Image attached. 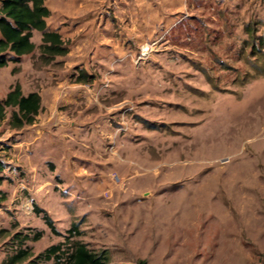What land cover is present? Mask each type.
Masks as SVG:
<instances>
[{
    "label": "rangeland",
    "instance_id": "obj_1",
    "mask_svg": "<svg viewBox=\"0 0 264 264\" xmlns=\"http://www.w3.org/2000/svg\"><path fill=\"white\" fill-rule=\"evenodd\" d=\"M155 2L147 9L178 5L180 12L157 27L133 29L139 42L132 37L129 57L110 67L128 73L124 85L113 91L109 77H89L81 63L64 66V60L54 62L47 77L89 88L88 111L104 117L98 130L108 133H87L92 126L70 131L83 142L92 135L100 145L99 165L75 161L86 174L60 188L47 186L49 160L60 152L68 156L74 140L63 145L57 135L52 143L58 145L45 146L49 137L40 123L37 132H25L32 141L28 162L15 152L14 109L6 108L0 120L6 136L0 148V264L19 249L28 256L16 264H66L76 241L108 264H264V0ZM177 18H185L182 26L171 29ZM145 42L153 49L137 61ZM35 57L33 64L41 65L42 56ZM9 81L3 68L0 99ZM42 85L38 77L34 86L41 94ZM78 102L85 107L84 98ZM47 147L57 152L48 156ZM57 244L60 249L45 258V249Z\"/></svg>",
    "mask_w": 264,
    "mask_h": 264
},
{
    "label": "crops",
    "instance_id": "obj_2",
    "mask_svg": "<svg viewBox=\"0 0 264 264\" xmlns=\"http://www.w3.org/2000/svg\"><path fill=\"white\" fill-rule=\"evenodd\" d=\"M148 1H151L149 2L151 7L157 4L155 0H44V5L49 10V15L45 18V31L57 33L63 46L66 47V52L64 54L41 52L39 46L42 43L43 31L33 30L31 41L35 46L34 50L29 54L17 57L14 61H9L7 65L0 68V72L3 68H6L11 78V81L6 85L5 95L11 85L18 83L22 95L36 92L40 97V108L34 117V121L31 124L14 128L11 132L17 137L15 138L16 142L13 144V146H17L16 150L14 149L17 154L22 151L21 155H26L28 162H31L32 151L29 150V143L32 141L25 137V132L34 127L36 129L33 130L37 132V126L40 123L44 124L47 137H49L47 143H50L45 144V146H55L57 142L54 141V144L52 141L57 135L64 139L63 145L67 143L66 141L74 140L75 142L70 147L68 156L66 153L60 152V155L55 154V162L51 161L52 159L49 160L48 163L51 169L49 168L50 171L47 174V186L52 185L60 188L73 182L79 176L78 174H86V168H80L82 166L73 167L75 161L91 162L93 165H99L98 163L103 161L96 155L100 145L92 141V135L90 134V140H85L84 143L74 137L70 131L72 127L75 126L80 129L83 126H92V131H87V133H100L101 136L106 135V132L108 133L106 128L105 130L102 128L98 130V126L103 127L105 125L104 117L99 113H89L88 111L93 103L86 100L90 94L89 88H84L83 84H70L62 79L54 83L48 82L47 77H51L55 72L53 71L55 66L53 63L60 60H64V66L71 65L73 62L81 63L79 68L89 77H98L97 80L109 77L111 80H109L108 87L115 91L119 85L125 84L124 78L127 77L128 73L122 68H117V71H110V67L113 62L130 55L132 37L136 38V42H139V33L133 29L147 30L153 28V26L157 27L180 12L178 5L176 8H172V11H169L168 8V11L165 12L163 10L158 12L154 8L147 9ZM165 13H171V15L165 17ZM184 19L179 20L177 18L173 20L169 27L174 29ZM39 50L40 52H38ZM34 55H36L35 58L42 56L43 62L41 65L33 64L32 56ZM88 62L95 63L97 67L100 63L101 69L88 68L86 65ZM108 62L109 66L105 65L108 67L104 68L102 64ZM38 77L42 78L43 94L34 86V83L38 81ZM93 82L96 83V79ZM25 85H27V89ZM79 97L84 98L85 102L83 104L85 107L79 104ZM97 105L106 108L103 103L99 102ZM72 109L75 110V115H72ZM39 117L37 123L36 119ZM45 129L44 132H46ZM4 138L6 136L1 134L0 148L4 144ZM94 150L95 155L93 156ZM56 152V148L47 147L48 156ZM21 157L19 155L17 158L20 159ZM67 157L65 167H62L61 164ZM101 182L105 183L106 180L102 179Z\"/></svg>",
    "mask_w": 264,
    "mask_h": 264
},
{
    "label": "trees",
    "instance_id": "obj_3",
    "mask_svg": "<svg viewBox=\"0 0 264 264\" xmlns=\"http://www.w3.org/2000/svg\"><path fill=\"white\" fill-rule=\"evenodd\" d=\"M48 15L49 10L44 5V0H0V68L9 61H14L17 57L34 50L35 46L31 41L33 30L43 31L42 43L39 46L41 52L47 54L66 52L59 35L45 31V18ZM183 21L179 22L177 27H181ZM7 107L14 109L10 116V126L19 128L34 121L40 108V97L36 92L22 95L20 86L16 83L10 87L4 99L0 100V120L5 117ZM42 218L51 230L56 232L46 213H43ZM75 230V227L70 228L71 232ZM59 249V244L52 245L45 249L43 255L48 259ZM27 256L25 250L19 249L7 260V264H16L25 260ZM66 264H108V262L102 255L93 253L85 244L76 241L67 254ZM140 264L145 262L141 261Z\"/></svg>",
    "mask_w": 264,
    "mask_h": 264
},
{
    "label": "built area",
    "instance_id": "obj_4",
    "mask_svg": "<svg viewBox=\"0 0 264 264\" xmlns=\"http://www.w3.org/2000/svg\"><path fill=\"white\" fill-rule=\"evenodd\" d=\"M153 49V43L152 42H145L139 47V52L137 56V61L144 60L148 55L150 54L151 50ZM108 195V192H105V196Z\"/></svg>",
    "mask_w": 264,
    "mask_h": 264
}]
</instances>
